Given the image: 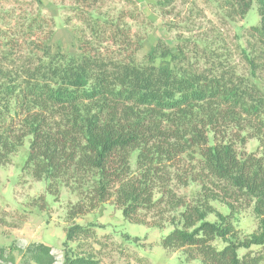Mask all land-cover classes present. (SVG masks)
I'll list each match as a JSON object with an SVG mask.
<instances>
[{"label": "trees", "instance_id": "obj_1", "mask_svg": "<svg viewBox=\"0 0 264 264\" xmlns=\"http://www.w3.org/2000/svg\"><path fill=\"white\" fill-rule=\"evenodd\" d=\"M73 1L88 8L98 3ZM255 1L261 24L253 31L264 46V0ZM243 3L247 10L251 0ZM0 22V163L29 141L33 176L49 182V191L65 183L82 197L72 218L112 198L131 221H141L144 211L162 217L179 212L164 247L194 249L202 264L264 261L239 255L264 248V91L256 58L244 55L249 78L221 63L188 66L186 41L176 52L159 41L140 58L145 41L123 16L95 19L93 40L78 38L80 54L69 56L53 53L55 22L41 13L16 8L0 12ZM247 130L260 142L258 157L237 148L245 146ZM191 183L202 190L186 202L176 189ZM214 201L232 210L242 201L253 204L257 232L240 239L231 216L216 212ZM214 213L217 222L208 221ZM78 233L89 232L75 226L67 240ZM217 240L226 244L222 250L213 245ZM32 257L36 264L54 260L45 246Z\"/></svg>", "mask_w": 264, "mask_h": 264}, {"label": "rangeland", "instance_id": "obj_2", "mask_svg": "<svg viewBox=\"0 0 264 264\" xmlns=\"http://www.w3.org/2000/svg\"><path fill=\"white\" fill-rule=\"evenodd\" d=\"M16 8L54 20L53 53L79 55L77 39L93 40L91 26L95 19L116 22L123 16L132 32L145 41L140 58L159 41L173 52L186 41L188 66L203 70L213 62L221 63L249 78L250 66L244 56L248 54L259 64L257 80L264 91V46L253 31L261 24L255 0H251L247 10L243 0H98L91 8L73 0L0 3V12ZM0 26L5 28L1 22ZM242 135L246 144L238 145V150L260 156V142L254 133L247 130ZM29 147L26 141L8 161L0 163V264H36L32 252L39 246L51 250L53 264H68V260L79 258L90 260L89 264H202L194 249L163 246L164 238L176 228L179 212H168L162 217L157 212L144 211L138 216L141 221H131L112 198L95 210L72 218L70 212L83 204L82 197L65 183L55 184L49 191V182L37 180L27 162ZM135 160L134 156L133 169ZM186 164L190 165L188 161ZM201 190L199 183H191L187 188L176 189V193L186 202H193ZM211 205L216 212L231 216L240 239L257 232L259 218L253 204L242 201L233 210L221 201ZM207 220L217 222L216 214H210ZM75 226L89 233H78L68 241L67 234ZM213 245L218 250L226 246L221 240ZM247 254L264 257V248L239 251L241 258Z\"/></svg>", "mask_w": 264, "mask_h": 264}]
</instances>
